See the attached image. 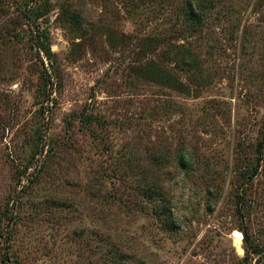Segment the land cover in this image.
Masks as SVG:
<instances>
[{
  "label": "rangeland",
  "instance_id": "374dc122",
  "mask_svg": "<svg viewBox=\"0 0 264 264\" xmlns=\"http://www.w3.org/2000/svg\"><path fill=\"white\" fill-rule=\"evenodd\" d=\"M0 264H264V0H0Z\"/></svg>",
  "mask_w": 264,
  "mask_h": 264
},
{
  "label": "trees",
  "instance_id": "16d2710c",
  "mask_svg": "<svg viewBox=\"0 0 264 264\" xmlns=\"http://www.w3.org/2000/svg\"><path fill=\"white\" fill-rule=\"evenodd\" d=\"M242 233H243V236H244V238H246V232H245V231H243Z\"/></svg>",
  "mask_w": 264,
  "mask_h": 264
},
{
  "label": "bare ground",
  "instance_id": "6f19581e",
  "mask_svg": "<svg viewBox=\"0 0 264 264\" xmlns=\"http://www.w3.org/2000/svg\"><path fill=\"white\" fill-rule=\"evenodd\" d=\"M241 234H239V236H240ZM238 241V240H237Z\"/></svg>",
  "mask_w": 264,
  "mask_h": 264
}]
</instances>
